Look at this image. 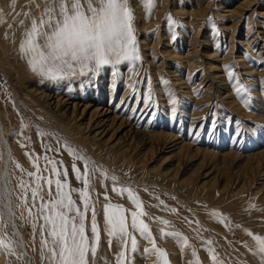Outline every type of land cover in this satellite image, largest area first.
<instances>
[{
    "label": "rangeland",
    "instance_id": "374dc122",
    "mask_svg": "<svg viewBox=\"0 0 264 264\" xmlns=\"http://www.w3.org/2000/svg\"><path fill=\"white\" fill-rule=\"evenodd\" d=\"M128 5L138 60L52 77L34 71L21 51L45 0H0V238L8 243L0 264H49L40 201L32 207L29 190L25 204L21 189L22 181L35 187L28 173L36 166L38 175L57 178L45 156L67 169L70 188H84L73 165L91 177L100 232L91 264H117L121 251L104 230L109 203L126 210L137 241L133 252L129 238L125 264H164L145 251L152 240L168 264H264L255 239H264V0ZM97 108L129 126L96 124L103 117ZM162 133L175 140L156 137ZM128 145L129 153H120ZM71 196L82 204L78 193ZM132 211L145 213L139 219L152 240L132 230Z\"/></svg>",
    "mask_w": 264,
    "mask_h": 264
},
{
    "label": "snow or ice",
    "instance_id": "6c2138e0",
    "mask_svg": "<svg viewBox=\"0 0 264 264\" xmlns=\"http://www.w3.org/2000/svg\"><path fill=\"white\" fill-rule=\"evenodd\" d=\"M146 3L150 8L152 0H146ZM132 20L133 13L128 0H45L41 15L32 17L31 26L25 31L21 51L29 56L33 70L41 75L55 77L66 72L75 74L77 67L82 73L85 71L95 73L106 65H118L123 61L139 59ZM241 88L243 85L237 88L238 93ZM77 158L84 159L79 156ZM44 159L52 165L51 171L57 178L53 181L42 174L38 175L41 170L33 161L37 171L29 172L28 176L34 177L35 187L22 181L21 189L24 192L25 204L28 203L26 196L29 190L32 193V207H37V200L40 201L37 215L44 221L40 227L42 246L47 248L49 254L46 259L49 264H91L90 256L95 257L100 242L95 201L92 200L89 191L91 177L87 171L82 175L73 165L76 179L83 182L84 188H70L66 179L67 169L61 172L56 168L57 161L49 160L47 156ZM88 163L86 160V169ZM61 176L65 179H60ZM42 180L48 185L47 201L41 195L44 191ZM53 183L55 194L51 188ZM124 191H129L132 202L141 207L140 201L130 190ZM73 192L78 193L81 205L72 199ZM125 211L121 205L109 203L103 207L104 230L109 237H117L121 244L117 264H125L124 249L129 238L131 250L133 252L137 250V241L128 230ZM29 212L31 215V208ZM144 214L131 212V228L146 239L152 240L148 224L139 219V216ZM89 231L91 236L88 235ZM44 233H47V236H44ZM255 239L259 242L260 253H264V239L260 237ZM108 243L111 245V240ZM152 243L153 249L145 251L159 253L164 264H168L166 253L155 247L154 240ZM0 248H8L5 238H0Z\"/></svg>",
    "mask_w": 264,
    "mask_h": 264
},
{
    "label": "bare ground",
    "instance_id": "6f19581e",
    "mask_svg": "<svg viewBox=\"0 0 264 264\" xmlns=\"http://www.w3.org/2000/svg\"><path fill=\"white\" fill-rule=\"evenodd\" d=\"M37 97L39 98V99H42V100H45V103H47V96H43V95H37ZM60 101V100H59ZM57 102V104L55 105L56 107L58 106V104L60 103V102ZM63 102V101H62ZM64 103V102H63ZM61 104V103H60ZM65 106V104H63V107ZM76 106H77V104H75L74 105V109H73V114H72V116H75L74 114H76L77 113V111H78V108H76ZM91 107V104H87V105H85V108H84V110H83V112H82V114L85 112V110L87 109V108H90ZM97 109H99V108H97ZM60 111V110H59ZM66 110H64V111H60L61 113H63V114H66L67 115V113L65 112ZM99 112H100V114L103 116L102 117V119L101 120H99V121H97L96 122V124H98V123H100V122H102L103 121V123H106V122H110V125L109 126H112V125H114L115 123H119V125H118V127H126L128 124L124 121V120H122V119H120L119 117H117V116H113V117H111V116H109V117H107L106 119H105V117L107 116V114L105 113V112H102L100 109H99ZM98 112V113H99ZM90 122H91V120H90ZM90 122H89V124H88V126H87V129H88V127H89V125H90ZM129 126V125H128ZM80 128H81V126H80ZM91 128V127H90ZM130 130V129H129ZM88 131V130H87ZM103 131H105V129H103L101 132H97V133H95V134H93V138H95V137H97V135H98V138H99V135L100 134H102V132ZM4 132V131H3ZM91 133H93V132H91ZM90 133V134H91ZM154 136L155 135H152V137L154 138ZM157 136H161V137H163L164 138V140L165 141H168V140H172V141H174L175 140V138L173 137V135H168V134H157L156 135V137ZM155 137V138H156ZM4 139H6V138H4ZM183 146V145H182ZM184 146H186V145H184ZM129 145H128V147H126V146H124V147H122V148H119V150H120V153L122 152V153H124V154H128L129 153ZM187 147V146H186ZM151 148H153V147H151ZM188 149V148H187ZM182 151H183V147H182V149H181ZM181 150H180V152H181ZM185 151V150H184ZM151 152H153V151H151ZM189 152H190V150H189ZM182 153V152H181ZM187 153V152H186ZM197 153V152H196ZM139 161H141V162H144L142 159H140V160H138V162ZM20 235H21V233H20ZM22 236V235H21Z\"/></svg>",
    "mask_w": 264,
    "mask_h": 264
},
{
    "label": "water",
    "instance_id": "95a60500",
    "mask_svg": "<svg viewBox=\"0 0 264 264\" xmlns=\"http://www.w3.org/2000/svg\"><path fill=\"white\" fill-rule=\"evenodd\" d=\"M19 235H20V233H19ZM20 237H21V235H20Z\"/></svg>",
    "mask_w": 264,
    "mask_h": 264
}]
</instances>
